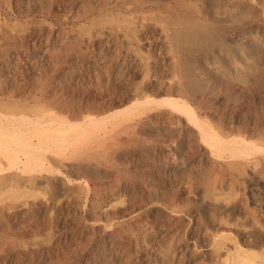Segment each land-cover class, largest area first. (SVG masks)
<instances>
[{"label": "bare ground", "instance_id": "bare-ground-1", "mask_svg": "<svg viewBox=\"0 0 264 264\" xmlns=\"http://www.w3.org/2000/svg\"><path fill=\"white\" fill-rule=\"evenodd\" d=\"M36 5L45 10L44 24L35 19L16 32L0 26V191L20 189L16 198L31 193L44 201H26L21 217L1 212L0 234L6 236L12 223L26 219L31 211H54L65 232L64 240L73 241L74 255L64 259L69 249L58 252L65 242L60 234L53 244L26 255L27 262L7 248L10 260L0 258V264H45L41 260L45 252L57 256L48 264H96L90 246L100 231L94 224L69 230L77 217V199L54 200L49 178H65L75 192L71 181L63 177V168L88 161L91 150L120 153L123 145L116 140L135 133L144 118L156 126L179 123L192 127L211 155L227 160L232 171L230 184L246 173L247 165L258 166L264 160V142L256 139L263 141L264 134L256 135L249 123L247 136L229 135L226 124L230 119L243 122L242 116H231L230 108L210 114L216 122L212 125L186 98L185 82L173 79L184 67L179 45L190 33L198 35L190 28L197 26L198 19L186 22L184 18L187 0H175L174 7L164 12L151 8L147 0H20L15 18L35 13ZM55 21L70 23L79 32L70 34L52 25ZM228 40L234 43V39ZM61 56L66 57L68 67L45 76L39 86L34 82L31 86L36 77L32 63L39 71L46 57ZM164 172L162 182L169 186L166 193L152 179L153 170H140V175L127 181L125 171L116 167L117 192L121 198L127 197L132 209L110 205L105 215V227L118 234L110 246L101 249L108 264H203L204 256L194 254L190 240L200 244L209 240L215 251L231 242L222 264H264V252L247 250L249 242H239L231 232L212 236L198 222L196 211L177 209L181 184L172 179L170 171ZM42 178L48 180L46 187L37 183ZM155 204L177 218L161 233L146 215ZM232 221L226 222L240 227ZM6 237L0 235V241Z\"/></svg>", "mask_w": 264, "mask_h": 264}, {"label": "rangeland", "instance_id": "rangeland-1", "mask_svg": "<svg viewBox=\"0 0 264 264\" xmlns=\"http://www.w3.org/2000/svg\"><path fill=\"white\" fill-rule=\"evenodd\" d=\"M147 1L151 8H158L159 12L175 5V0ZM19 3L20 0H0V26L3 29L13 32L23 30L35 19L40 25L44 24L42 15L45 10L37 5L33 7L35 13L16 19L20 12ZM186 9V22L198 19L197 26L190 27L198 35L195 37L190 33L179 45L184 67L174 74L173 79L185 82L186 98L212 125L215 126L216 122L210 114L230 108L233 111L231 116L240 115L243 122L237 124L230 119L226 124L231 131L229 135L247 136L249 123L252 126L249 129L255 128L256 135L264 134V0H187ZM52 25L70 34L79 32L70 23L62 25L55 21ZM229 37L234 39V43H230ZM32 64L36 77L31 86L33 82L34 86H39L45 76H53L60 68L68 67L64 56L46 57L41 63L44 67L39 71L35 63ZM200 97L206 99L200 101ZM256 139L264 142L261 137ZM116 141L123 145L120 153L102 154V149L91 150L88 161L70 163L63 168V177L71 181L75 192L71 191V185L66 183L65 178H49L54 200L63 203L68 196L77 199V217L69 230L94 224L100 231L90 246L96 264H108V257L101 249L118 238L116 232L105 227L109 206L132 209L127 197L121 198V192H117V166L125 171L127 181L140 175V170H153L150 175L156 183H160L159 189L163 193L169 187L162 182L163 173L170 171L172 179L181 184L175 202L177 209L196 211L198 222L212 236L214 233L231 232L239 242H249L247 250L264 252V160L258 166L247 165L246 173L239 177L237 183L230 184L232 171L228 169L227 160L211 155L192 127L179 123L156 126L144 118L135 133L122 135ZM47 182L46 178L37 180L43 187L47 186ZM189 187L193 188L192 193L188 192ZM19 190L0 191V213H17L21 217L26 201H44L41 196H31V193L25 198H16L20 196ZM10 195L13 197L9 198ZM146 215L158 233L164 232L177 219L173 213L156 204ZM184 217L188 222V216ZM227 220H233L240 227L228 225ZM12 226V230L6 233L7 237L5 233L0 234L6 237L5 241H0V258L5 262L10 260L7 248L11 247L18 260L27 262L26 255L37 251L40 246L53 244L60 234L65 242L59 245L58 252L69 249L64 259L74 255L71 251L73 241L64 240L65 232L54 211H31L26 219L16 220ZM12 240L14 243L8 245L7 242ZM226 243V250L219 251L214 250L209 240L201 244L190 240L189 245L196 256H204L203 264H222L227 248L233 246L229 241ZM55 258L56 254L45 252L41 260L48 264Z\"/></svg>", "mask_w": 264, "mask_h": 264}]
</instances>
